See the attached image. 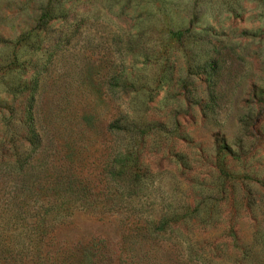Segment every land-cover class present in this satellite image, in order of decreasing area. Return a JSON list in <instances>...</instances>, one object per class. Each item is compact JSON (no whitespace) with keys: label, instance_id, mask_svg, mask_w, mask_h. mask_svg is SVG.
Here are the masks:
<instances>
[{"label":"rangeland","instance_id":"obj_1","mask_svg":"<svg viewBox=\"0 0 264 264\" xmlns=\"http://www.w3.org/2000/svg\"><path fill=\"white\" fill-rule=\"evenodd\" d=\"M0 264H264V0H0Z\"/></svg>","mask_w":264,"mask_h":264},{"label":"trees","instance_id":"obj_2","mask_svg":"<svg viewBox=\"0 0 264 264\" xmlns=\"http://www.w3.org/2000/svg\"><path fill=\"white\" fill-rule=\"evenodd\" d=\"M46 17V13H44L39 21H38V26L41 24V22L44 21ZM29 36H32V33L30 32L29 33ZM33 119V116H32V113L30 110L27 111V117H26V121L29 125H31V120ZM31 136H32V141H31V144L33 145V149L37 148L38 147V144H37V140H38V136H37V132L35 129H31ZM113 167H111L108 171V174H109V181H112L114 182L115 184L119 183L120 182V178L119 176L124 173L126 171V168H127V163H128V154L126 153H122V152H116L114 154V157H113ZM84 179L81 177V180L80 181H83ZM70 181H68L69 183Z\"/></svg>","mask_w":264,"mask_h":264}]
</instances>
